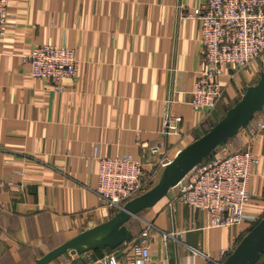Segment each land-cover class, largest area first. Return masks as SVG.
<instances>
[{"label":"crops","instance_id":"crops-1","mask_svg":"<svg viewBox=\"0 0 264 264\" xmlns=\"http://www.w3.org/2000/svg\"><path fill=\"white\" fill-rule=\"evenodd\" d=\"M201 1L9 0L7 33L0 37V264H34L115 215L96 193V152L131 155L158 177L163 159L172 161L202 137L206 124L222 119L224 107L255 85L258 64L238 74L226 66L224 98L210 119L204 122L191 107L202 42L200 22L188 16ZM44 44L76 51L77 77L61 93L31 79L22 62ZM168 114L181 123L177 134L165 136ZM156 146L159 153L152 155ZM247 148L260 162L245 212L263 218L264 134L240 132L217 153ZM207 226L206 212L178 202L173 189L129 223L131 242L51 264H96L112 252L123 255L147 229L145 264H190L193 251L219 260L249 229Z\"/></svg>","mask_w":264,"mask_h":264},{"label":"built area","instance_id":"built-area-1","mask_svg":"<svg viewBox=\"0 0 264 264\" xmlns=\"http://www.w3.org/2000/svg\"><path fill=\"white\" fill-rule=\"evenodd\" d=\"M8 6L9 0H0L2 38L7 33ZM188 19H196L201 25L202 61L191 92V107L202 114L205 122L224 98V68L228 66L238 74L264 55V0H202ZM22 62L30 66L31 79L52 84L58 93L78 73L76 51L67 46H38L22 56ZM180 123V117L168 114L164 135L177 134ZM240 132L252 137L264 134V110ZM159 149V146L152 148L151 154H158ZM95 158L98 160L96 193L117 211L148 191L157 178L147 173L144 163L131 155L104 158L96 152ZM169 162L168 159L161 161V171ZM259 162L260 157L251 148L233 154L217 153L177 185V201L206 212L208 229L239 225L253 228L262 218L247 214L245 208L252 202L249 183ZM148 240L149 229L123 255L112 252L96 264H145L150 259ZM234 250H222L219 260L193 251L190 264H224ZM200 256L203 263L196 262Z\"/></svg>","mask_w":264,"mask_h":264},{"label":"water","instance_id":"water-1","mask_svg":"<svg viewBox=\"0 0 264 264\" xmlns=\"http://www.w3.org/2000/svg\"><path fill=\"white\" fill-rule=\"evenodd\" d=\"M264 110V71L257 84L246 89L241 99L206 134L181 150L162 170L158 182L148 191L121 207L107 222L82 232L53 249L34 264H51L69 254L114 251L134 238L129 223L159 203L168 193L206 159H212L255 115ZM264 255V217L241 239L224 264H258Z\"/></svg>","mask_w":264,"mask_h":264},{"label":"rangeland","instance_id":"rangeland-1","mask_svg":"<svg viewBox=\"0 0 264 264\" xmlns=\"http://www.w3.org/2000/svg\"><path fill=\"white\" fill-rule=\"evenodd\" d=\"M256 64H258V66L260 67L261 72L259 71V73H257V75H258L257 78H255V80L252 82V83H255V84H257V82H258V80H259V78H260V74L264 71V55H263V56L257 61ZM245 91H246V90H245ZM245 91L243 92V94L245 93ZM243 94H242V95H243ZM242 95H241L237 100H235V102H232L231 104H229L228 107H224V109H228V108L232 107L235 103H237V102L241 99ZM224 109H223V111H225ZM210 121H211V120H210ZM217 121H218V120L215 119L213 122H211V124H214V123H216ZM159 178H160V175L155 179L153 185H155V184L158 182ZM258 264H259V263H258Z\"/></svg>","mask_w":264,"mask_h":264},{"label":"trees","instance_id":"trees-1","mask_svg":"<svg viewBox=\"0 0 264 264\" xmlns=\"http://www.w3.org/2000/svg\"><path fill=\"white\" fill-rule=\"evenodd\" d=\"M235 104H236V103H235ZM235 104H234V105H235ZM234 105H233V106H234ZM230 108H231V107H230ZM228 109H229V108H228ZM228 109H227V110H228ZM227 110H226V111H227ZM225 113H226V112H225ZM217 122H218V121H217ZM217 122H216V123H217ZM216 123H214V124H206V125L204 126V127H205V128H204V134H206V133H207V132H208V131H209V130H210V129L216 124ZM208 160H209V159H206L205 161H208ZM205 161H204V162H205ZM251 229H252V228L248 229V230L243 234L242 238L245 237V236L250 232ZM259 264H264V255L261 257V259H260V261H259Z\"/></svg>","mask_w":264,"mask_h":264}]
</instances>
